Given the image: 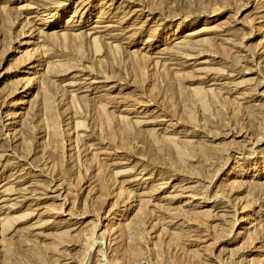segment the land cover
I'll return each mask as SVG.
<instances>
[{
  "label": "rangeland",
  "instance_id": "374dc122",
  "mask_svg": "<svg viewBox=\"0 0 264 264\" xmlns=\"http://www.w3.org/2000/svg\"><path fill=\"white\" fill-rule=\"evenodd\" d=\"M0 264H264V0H0Z\"/></svg>",
  "mask_w": 264,
  "mask_h": 264
},
{
  "label": "bare ground",
  "instance_id": "6f19581e",
  "mask_svg": "<svg viewBox=\"0 0 264 264\" xmlns=\"http://www.w3.org/2000/svg\"><path fill=\"white\" fill-rule=\"evenodd\" d=\"M84 5H85V4H84ZM52 17H53V15H52V16H51V15L49 16V18H52ZM42 22H43V21H42ZM42 22H41V23H42ZM46 23H49V24H50V23H53V18H52V19H49L48 21H46ZM45 27H46V26H45ZM21 44H22V43H21ZM24 44H29V43L24 41V42H23V45H24ZM30 44H31V43H30ZM16 51L18 52L17 49H16ZM32 65H33V64H32ZM32 65L28 66V67H29V68H28V73H29V71H30L31 69H34L35 65H33V66H32ZM30 73H31V71H30ZM25 75H26V74H25ZM30 75H31V74H30ZM31 80H33V79H31ZM30 82H31V81H30ZM32 82H33V81H32ZM32 82H31V83H32ZM31 83H30L29 85H31ZM26 84H27V83H26ZM24 89H25V90H28L26 87H25ZM22 101H23L22 103H25L24 100H22ZM127 110H128V109H127ZM8 123H9V122H8ZM10 124H11V123H10ZM223 178H224V177H223ZM226 179H227V178H226ZM243 218H244V217H243ZM243 218H242V219H243ZM244 220H245V219H244ZM246 220H247V219H246ZM244 222H245V221H244Z\"/></svg>",
  "mask_w": 264,
  "mask_h": 264
}]
</instances>
